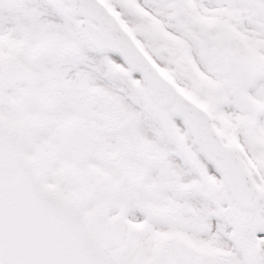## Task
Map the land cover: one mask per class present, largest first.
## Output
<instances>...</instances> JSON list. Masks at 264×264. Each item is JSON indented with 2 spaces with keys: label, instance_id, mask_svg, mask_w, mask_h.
Wrapping results in <instances>:
<instances>
[{
  "label": "snow or ice",
  "instance_id": "1",
  "mask_svg": "<svg viewBox=\"0 0 264 264\" xmlns=\"http://www.w3.org/2000/svg\"><path fill=\"white\" fill-rule=\"evenodd\" d=\"M0 264H264V0H0Z\"/></svg>",
  "mask_w": 264,
  "mask_h": 264
}]
</instances>
